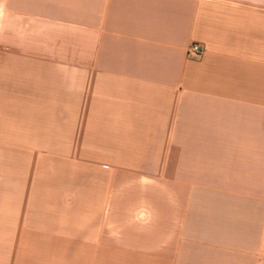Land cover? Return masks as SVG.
<instances>
[{"label": "crops", "instance_id": "1", "mask_svg": "<svg viewBox=\"0 0 264 264\" xmlns=\"http://www.w3.org/2000/svg\"><path fill=\"white\" fill-rule=\"evenodd\" d=\"M0 264H264V0H0Z\"/></svg>", "mask_w": 264, "mask_h": 264}, {"label": "built area", "instance_id": "2", "mask_svg": "<svg viewBox=\"0 0 264 264\" xmlns=\"http://www.w3.org/2000/svg\"><path fill=\"white\" fill-rule=\"evenodd\" d=\"M205 53V48L200 43H193L187 50V59L189 60H200Z\"/></svg>", "mask_w": 264, "mask_h": 264}]
</instances>
